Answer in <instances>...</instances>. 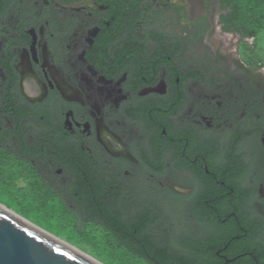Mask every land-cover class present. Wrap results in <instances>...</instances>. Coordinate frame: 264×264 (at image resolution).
Masks as SVG:
<instances>
[{
  "label": "flooded vegetation",
  "instance_id": "obj_1",
  "mask_svg": "<svg viewBox=\"0 0 264 264\" xmlns=\"http://www.w3.org/2000/svg\"><path fill=\"white\" fill-rule=\"evenodd\" d=\"M81 1L5 0L0 204L135 260L264 264V75L214 0Z\"/></svg>",
  "mask_w": 264,
  "mask_h": 264
},
{
  "label": "rangeland",
  "instance_id": "obj_2",
  "mask_svg": "<svg viewBox=\"0 0 264 264\" xmlns=\"http://www.w3.org/2000/svg\"><path fill=\"white\" fill-rule=\"evenodd\" d=\"M256 7L262 11L264 0H254ZM254 4V6H255ZM70 9H98L93 0H82L79 3L66 5ZM215 20L218 26L231 16L234 8L226 0L213 1ZM264 10V9H263ZM248 11V10H247ZM252 21L245 27L227 30V39L231 42V50H235L241 59L256 65L264 75V22L260 20L261 13L249 12ZM226 29V28H225ZM246 34V35H245ZM54 236L62 239L77 249L89 254L103 264H149L141 260L130 258L126 252L113 249V238L103 231L92 229L84 238L70 230H61V220L25 218ZM60 225V226H59ZM49 229V230H48Z\"/></svg>",
  "mask_w": 264,
  "mask_h": 264
},
{
  "label": "water",
  "instance_id": "obj_3",
  "mask_svg": "<svg viewBox=\"0 0 264 264\" xmlns=\"http://www.w3.org/2000/svg\"><path fill=\"white\" fill-rule=\"evenodd\" d=\"M0 264H103L0 204Z\"/></svg>",
  "mask_w": 264,
  "mask_h": 264
},
{
  "label": "trees",
  "instance_id": "obj_4",
  "mask_svg": "<svg viewBox=\"0 0 264 264\" xmlns=\"http://www.w3.org/2000/svg\"><path fill=\"white\" fill-rule=\"evenodd\" d=\"M62 1H79V0H62ZM102 2L104 0H98ZM233 8L234 12L231 14L229 18H227L224 23L226 26V30L237 29L239 30L242 27H245L247 23L252 21V16L249 15V12H256V14L261 13L260 20L264 22V6L262 5V11L256 7L254 0H226ZM5 0H0V15L4 10ZM255 4V6H254ZM248 10V11H247ZM246 35V34H245ZM49 230V229H48ZM151 256L147 258V256H141L142 254H136L139 258L146 259L145 262H149V264H185V262H192V259L185 254H179L178 252L166 248L164 251L155 249H150Z\"/></svg>",
  "mask_w": 264,
  "mask_h": 264
},
{
  "label": "bare ground",
  "instance_id": "obj_5",
  "mask_svg": "<svg viewBox=\"0 0 264 264\" xmlns=\"http://www.w3.org/2000/svg\"><path fill=\"white\" fill-rule=\"evenodd\" d=\"M71 247H73V246L71 245ZM73 248L77 249L76 247H73ZM77 250L80 251L81 254H83L84 256H86V257H90V258H92V259H95L94 257L90 256L89 254H87V253H85V252H83V251H81V250H79V249H77ZM95 260H97V259H95Z\"/></svg>",
  "mask_w": 264,
  "mask_h": 264
}]
</instances>
